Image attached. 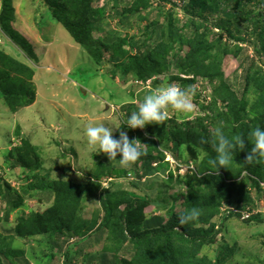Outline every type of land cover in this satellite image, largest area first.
<instances>
[{
  "label": "rangeland",
  "instance_id": "374dc122",
  "mask_svg": "<svg viewBox=\"0 0 264 264\" xmlns=\"http://www.w3.org/2000/svg\"><path fill=\"white\" fill-rule=\"evenodd\" d=\"M207 2L96 0L95 7L105 9L101 12L103 19L100 18V26L94 35L103 42H112L113 35L117 32L120 37L117 41L119 45L125 49L126 44L128 54L135 55L138 50L127 44L131 37H135L136 40L144 39L147 31L151 32L163 25L168 27L170 22L172 29H177L176 31L179 32V37L186 38L191 27L185 22L188 18L197 17L198 25L200 22L208 25L201 27L199 35H204L203 37L209 41L216 40L218 34L224 31V28H228L235 37L240 36L244 40L231 39L228 33H224L223 41L228 44L229 51L222 56L220 79L225 82L229 79L232 91L236 92V98L243 100L247 77L252 76L249 74L259 72L257 75L260 76L259 80L264 76V49L262 42L257 39L259 34L264 32V24L261 25L264 22V5L258 0L251 2L243 0L240 7H234V3H228L226 0H217L216 5L211 2L206 5ZM12 4L15 18L12 26L26 41L35 46L34 58H30L26 51L15 44L1 26L0 51L22 63L29 64L34 69L33 82L37 92L36 101L32 106L21 108L14 113L10 112L6 99L0 93V180H5L23 199L22 205L13 209L9 218L5 219L7 205L0 198V232L15 237L13 248L19 250L24 258L26 256L30 264H66L67 262L125 264V260L132 262L138 252L136 246H131L128 241L123 243L125 247L117 252V255L114 252L103 251L100 244L90 249L85 243L88 230L98 227L104 217L101 196L104 195L107 201L110 196L115 197L112 209H115L116 213L122 212L126 207L123 203L125 200L122 202L123 199L118 194H130L134 199H148L149 204L145 208H138L135 213L134 224L141 230L140 225L160 218V223L150 228L152 231L159 230L161 225H168L184 212L189 201H187L188 192L191 190L189 184L196 193L194 196L198 197L195 203L210 201L208 194L212 191V185L201 182L205 174L204 164L211 161L212 157L205 149L209 148L217 150L219 161L225 165L224 170L230 169L233 175L237 176L233 181L241 183L243 192L251 198L257 208L241 209V204L236 201L243 196V192L238 186L234 189L232 201H224L217 209L208 205L204 212V223L197 224L194 229H205L208 237H214L219 228H222V232L217 235L216 243L201 246L197 251L198 256L215 260L221 251L230 247L233 252L227 255L224 264H264V181L259 191L256 185H253L255 177L248 175V170L257 168L260 174H264V159L256 160L248 167L249 169L245 167L244 169L233 163L232 156L228 152V147L236 140L240 142V149L246 145V154L255 153L259 143L264 146V121L258 122L256 127V118L252 114L253 105L264 89L260 91L261 88H258L259 91L255 93L251 91L246 99L244 98L247 102L246 112L239 122L232 123L238 127L241 123L248 126L246 131H243L246 134L249 132L244 141L236 138L240 133L219 135L216 140H213V137L208 139L206 137L200 142L202 146L180 137L179 146L174 147L175 144L170 143L166 149L162 146L159 151L151 152L153 156L151 167L143 162L130 160L111 161L108 153L111 150V139L120 132L124 141L129 140V131L121 129L124 121L129 128H133L138 123L142 128L146 124L150 116V112L146 110V103L154 101L159 107L160 111H156L153 118L159 126L166 128L167 132L173 129L168 122L169 119H174L179 126L184 122H194L198 116L203 117L207 114L201 109L202 105L208 110L216 105L221 113L227 114L233 104L220 99L214 91L213 86L219 80L211 83L205 79L206 76H195L197 82L192 84L191 89L194 94L180 96L177 88L168 87L169 78L164 75L160 78L164 83L159 85L153 83L155 78L142 82L135 73L123 76L118 71L112 74L115 70L114 66H117L115 61L110 62L113 51L102 46L103 63L97 64L54 18L49 8V0H12ZM3 5L4 0H0V13ZM186 6L194 7V16L184 10ZM203 10L207 11L204 16L205 22L198 15V12L201 13ZM116 11H119V14H116ZM136 12L140 14L129 25L125 24L130 14ZM168 13H171L172 17H168ZM145 15L147 19H141ZM171 18L180 22L177 23L176 20L173 22ZM206 27L209 28V32L206 31ZM169 34L168 27L162 32L164 41ZM159 42L160 40L154 37L152 46L157 47L156 44ZM166 44L171 59H175V55L185 58L189 51L185 45L180 47L175 43L169 47L171 42ZM141 52H144V49ZM170 72H176L174 64ZM259 80L255 81L251 78L250 83L255 87L256 83H263V79ZM253 86L251 90L254 89ZM167 94L172 95L167 100H163ZM169 100L173 101L171 105ZM161 113L162 116H159ZM141 115L147 119L141 120ZM187 127L183 125L180 131H184ZM209 130L213 131L212 128ZM23 137L31 141L35 139L34 144L39 148L44 163L42 174L36 176L28 170V167L17 163V157L8 156L14 152L16 146L21 145ZM137 148L140 149L141 145L138 144ZM16 154L17 151L14 152V155ZM48 172L50 175L47 176ZM218 172L215 169L211 174L218 175ZM182 177L185 179L180 181L182 183H178ZM57 182L81 187L80 194H74V198L78 199L73 200L69 196L74 203L70 204L69 209L60 216L62 225L69 227L66 234H54V228L60 224L59 220L54 219L47 226L40 228L41 231L37 234L28 233L21 237L15 235L14 230L20 219L27 220L34 214L43 215L54 206L57 197L55 191L58 190L63 194L61 188L57 189L59 187ZM31 183H44L43 185L49 189L37 191L33 197L24 195L22 188ZM112 185L115 187L110 192L103 190ZM119 212L118 217H114V225L111 227L114 231L122 230V225H119L122 213ZM239 212L243 217L235 214ZM211 213L213 215L208 217ZM251 215H257L260 220L247 219ZM74 223L78 228H82L83 237L76 236ZM123 225L125 226V223ZM106 230L111 235L110 229L106 228ZM130 235V231L124 232L127 240H130ZM67 236H71V241L78 244L72 246L71 256L66 259L58 249H54L52 241L54 238L66 239ZM104 237H107L106 233ZM79 251H82L81 254ZM104 254L106 262L102 263ZM3 264L12 263L4 260ZM13 264H22V262L16 261Z\"/></svg>",
  "mask_w": 264,
  "mask_h": 264
},
{
  "label": "trees",
  "instance_id": "16d2710c",
  "mask_svg": "<svg viewBox=\"0 0 264 264\" xmlns=\"http://www.w3.org/2000/svg\"><path fill=\"white\" fill-rule=\"evenodd\" d=\"M203 1H208L206 5L210 2L216 5L217 2V0ZM249 1L251 2L253 0ZM95 2L96 0H49V8L54 18L72 36L73 41L85 49L97 64L103 63L104 53L101 47L103 46L108 50L111 49L113 51V56L110 62L115 61L117 63L115 64L117 66H114L115 70L112 71V74L118 71L122 73L123 76H127L129 73H135L142 82H147L155 78L153 83L159 85L164 83V80L160 79L161 76L164 75L169 78L167 82L168 87L170 89L177 88V93L180 96H186L191 93L194 94V91L191 89L192 84L197 82L195 76H206L207 78L205 79H208L211 83L215 80H219L218 83L215 82V86L212 84L214 91L219 95L220 99L233 104L227 114L221 113L216 105L212 107L211 110H208L207 107L202 105L201 109L203 112H207V114L203 117L198 116L194 122H184L179 126L176 125L174 119H169L168 122L173 129L167 132L166 128L159 126V123L155 122L156 120L153 118L156 111H160L159 107L155 105L154 101L146 103V110L151 113H149L150 116L147 114L149 119L146 124H144L142 128L139 123L133 128H129L124 121L121 125V129L122 131H129V140L124 141L120 132L114 139L112 138L113 140L111 139V150L108 152L111 161L114 159L119 161L130 160L132 162H143L147 164L148 167H151L153 160L151 152L159 151L162 146L166 149L170 143H174V147L179 146L180 137L183 138V140L186 139L200 146H202V143H200L201 140L206 137L207 139L208 137H213V140H216L219 135H227V133L231 135L240 133L239 137L236 136V138L244 141L249 135V132L246 134L243 133V131H246L248 126L241 123L238 127L232 123L235 121L239 122L242 115L246 112L247 102L244 98L246 99V96L250 94L251 91L255 93L259 91L258 88H261L260 91L264 89V76H261L263 83H256L254 87L250 83V80L254 78L255 81H258L260 78V76L257 77L259 72L249 74L252 76L247 77V82L244 86L243 100H238V98H236V92L232 91L229 79L226 82L220 79L222 74L220 70L222 56L229 51V49H227L228 44L223 41L224 33H228L231 39L244 40V38L240 36L235 37L231 30L224 28L226 32L222 30V32L218 34L216 40L209 41L203 37L204 35H199L201 27L208 25L200 22L199 26L198 20H196L197 17H195V19L188 18L185 24L190 26L191 29L188 34H186V38L183 36L179 37V32L176 31L177 29H172V23L170 22L168 25L170 34L166 37V41L163 40L162 36V32L168 29L166 25L155 28L151 32L147 31L144 39L136 40L135 37H131L129 40L130 43L128 42L127 44L131 47H135L138 53L130 55L126 50V44L125 49H123L122 45H119L117 42L120 39L119 33H114L112 42H103L100 38L95 37L94 32L97 31L98 26H100L99 23L101 19H103L101 18V12L105 9L104 7L96 8ZM226 2L234 3V7H240L243 0H226ZM258 2L264 5V0H258ZM184 10L190 15H195L193 6H186ZM13 11L14 7L12 0H4V5L0 13L1 29L7 33L15 44L26 51L30 58H34L33 49L36 50L35 46H32L26 41L23 35L17 32L12 26L13 19H15ZM206 12V10H203L201 13L198 12L199 17H201L204 22ZM116 14H119V11H116ZM139 14L140 12L132 13L129 18L125 16V18H127L125 24L129 25ZM167 16L172 17V14L168 13ZM141 19H147V15L143 16ZM171 19H173V22L175 20L177 23L180 22L178 19ZM262 24H264V22L261 23V25ZM206 31L209 32L208 27H206ZM215 35L216 34H214V36ZM154 37L160 40L159 44H156L158 45L157 47L152 46ZM257 39L262 42V49H264V32L260 33ZM167 42H171L169 47L175 43L180 47L185 45L189 50L185 58L175 55L176 60L174 58L171 59V55L168 51L169 49L166 47ZM142 49H144V52H141ZM173 64L176 69L175 73L170 72ZM33 78L34 69L31 68L29 64L22 63L3 51H0V93L6 99L10 112H18L21 108L32 106L35 103L37 92ZM251 85L254 87L253 90H251ZM171 95L172 94H167L163 100H167ZM172 103L173 101L169 100V104L171 105ZM252 110V114L256 118L255 126L257 127L258 122L264 121V91L259 93ZM159 116H162V113L159 114ZM140 119L143 120L147 118L141 115ZM183 125L188 127L181 132L180 128L183 127ZM210 128H212L213 131L209 130ZM143 129L148 130L143 132ZM32 141L31 139L23 137L21 139V145L16 146L14 150V152L17 151V156L14 155V152L10 153L8 156L17 157V163L28 167V170L37 176L39 173L42 174L44 163L42 162L39 148L34 144L35 139ZM239 143L240 142L236 140L228 147V152L232 156L231 160L234 161L233 163L237 166L249 169L248 167L254 164L256 160L262 161V159H264V157H262L264 154V146L260 145V143L258 147L255 148L257 151L252 154H246L247 147L244 145V142L242 143V145H244L243 149H240L241 145ZM138 144L141 145L140 149L137 148ZM205 149L212 157L210 158L211 161L204 164L205 174L201 182L210 183V185H212V191L208 194L210 201L202 202V204L195 203L198 197L197 195L194 196L196 193L192 189L193 186L187 182L191 190L188 192L187 201H189L186 204L184 212L168 225H161L159 230L152 231L150 228L156 227L158 223H160V218H155L150 223L146 222L140 225L141 230H139L138 226L134 224L135 213H137L138 208H145L149 204V200L134 199V196L130 194H118L117 190L118 196L120 195L123 199L122 202L125 200L123 203L126 207L122 212L118 211L122 213V217L119 218V225H122V230L114 231L111 227L114 225V217H118V212L116 213L115 209H112L115 203V197L113 198L110 196L107 201L103 195L101 196V201L103 204L104 217L98 227L88 230L89 233L86 236L87 240L85 242L87 247L92 249L94 246L100 244L103 251L114 252L117 255V252L124 249L125 246L123 243L128 241L131 246H136L138 253L132 262H127L125 260V264H224L225 259L228 257L227 255L233 252V249L230 247H226L221 251V253L216 256L215 260H208L207 257L200 258L197 252L201 246L216 243L217 241L215 239L218 234H221L222 228L216 231L214 237H208L205 229L198 228L195 230L194 228H196L197 224L204 223V212L210 205H212L211 208L217 209L224 201L230 202L234 199L233 195L236 186L241 189V192H243V190L241 183H235L233 181L237 176L233 175L229 168V171L224 170L225 165L219 161L217 150ZM146 150L147 152H145ZM42 152L44 153L43 150ZM162 158L164 160V157ZM215 169L219 171L218 175L211 174ZM257 169L248 170V175H253V177H255L253 185H256L257 189L261 191V183L264 181V174H260L261 172ZM46 175H50V172L46 173ZM184 179L185 177L180 178L178 183H182L180 181ZM43 184L44 183L28 184L26 187L22 188V193L33 197L37 191L49 189ZM57 185L59 186L57 189L61 188L63 194L58 190L55 191L57 197L54 206L49 208L43 215L34 214L32 218L27 220L20 219V223L14 230L15 235L21 237L28 233L33 235L37 234L41 231L40 228L47 226L50 222H53L54 219L60 221V224L54 228V234H66L65 232L68 231L69 227L67 228L62 225L60 216L62 212H66L67 209H69L70 204L74 203V201L70 200L69 196H71L73 200L78 199L74 198V194H80L81 187L75 184H65V182H57ZM114 185L106 189L104 188L103 190L110 192L113 190L112 188L115 187ZM0 198L4 200L7 205L4 215L5 219H8L13 209L20 207L23 201L19 193L11 189V186L7 184L5 180H0ZM250 199L251 198L243 192V196L236 202L241 204V209L250 207L251 210H255L257 208L256 204ZM245 200H247V202H244ZM235 214L239 217H243L241 212ZM212 215V213L208 214V217ZM247 219L260 220L257 215H251ZM71 223H73V221H71ZM124 223L125 226L123 225ZM73 226H76V236L83 237L84 235L81 233L82 228H78L76 223H74ZM106 228L110 229L111 235L107 233ZM126 230L130 231V240H127L124 236ZM104 233L107 234V237H104ZM70 237L71 236H67L66 239L54 238L52 241L54 249H58L66 259L71 256L72 246L78 244V242H72ZM14 238V236L4 235L0 232V264H3L4 260L12 264L16 261H20L22 264H30L26 256L24 258V256H21L19 250L17 251L13 248ZM81 252L82 251H79L80 254ZM102 260V263L106 262L105 254ZM66 264L70 263L67 262Z\"/></svg>",
  "mask_w": 264,
  "mask_h": 264
},
{
  "label": "clouds",
  "instance_id": "9594fccd",
  "mask_svg": "<svg viewBox=\"0 0 264 264\" xmlns=\"http://www.w3.org/2000/svg\"><path fill=\"white\" fill-rule=\"evenodd\" d=\"M30 107V106H29Z\"/></svg>",
  "mask_w": 264,
  "mask_h": 264
},
{
  "label": "crops",
  "instance_id": "0c3cea01",
  "mask_svg": "<svg viewBox=\"0 0 264 264\" xmlns=\"http://www.w3.org/2000/svg\"><path fill=\"white\" fill-rule=\"evenodd\" d=\"M15 1V0H14Z\"/></svg>",
  "mask_w": 264,
  "mask_h": 264
}]
</instances>
